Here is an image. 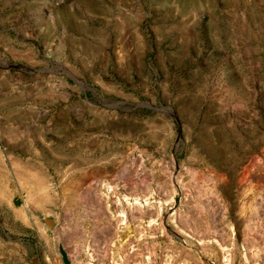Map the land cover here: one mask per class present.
<instances>
[{
  "label": "rangeland",
  "instance_id": "rangeland-1",
  "mask_svg": "<svg viewBox=\"0 0 264 264\" xmlns=\"http://www.w3.org/2000/svg\"><path fill=\"white\" fill-rule=\"evenodd\" d=\"M0 264H264V0H0Z\"/></svg>",
  "mask_w": 264,
  "mask_h": 264
}]
</instances>
